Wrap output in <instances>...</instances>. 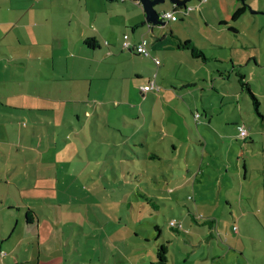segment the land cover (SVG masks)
I'll return each mask as SVG.
<instances>
[{
    "label": "crops",
    "instance_id": "1",
    "mask_svg": "<svg viewBox=\"0 0 264 264\" xmlns=\"http://www.w3.org/2000/svg\"><path fill=\"white\" fill-rule=\"evenodd\" d=\"M111 3L113 1L108 0H0V42H4V48L0 46V52L6 58L5 65L0 62V71H7L6 77L0 76V185L9 189L16 187L20 195L17 194L19 197L16 199L20 201L13 202L10 190L3 188L0 197L4 201L0 202L4 203L7 210L16 212V227L19 224L23 227L36 226L39 247L45 245L49 239L48 236H43L42 230H47L50 234L54 232L55 239L58 233L53 230V225L51 227L52 222L49 219L46 222L38 220L33 200L71 196L70 189L62 186L66 182L65 178L59 179L57 173L54 175L45 173L58 166L60 152L66 151V148L57 150L56 131L47 135V139L51 135L52 145H45V118L48 115H57L63 128L70 126L64 122L70 117V113L79 121L80 115L91 118V112L94 114L98 112L108 92L111 93L110 96H117L115 91L119 89L121 99L123 87L121 82L131 80V76L134 80H145V73L147 81L143 86L153 81L158 91L144 93L140 90V104L132 107L142 115L144 124H147L143 136L135 144L149 152L148 155H142L144 161L148 160L147 165L152 166L157 161L161 163L162 169L158 170L157 175L152 176L155 183L170 185L169 192L160 190V194L148 197L151 204L158 207L163 204L160 199L168 198L172 203L169 209L172 212L176 208L181 211L184 209L186 218L192 223L196 212L205 211L210 205L207 196L201 193L205 199H202L203 203H198L197 195L194 194L195 190L198 193L196 184L202 182L204 176L207 180H212L205 173L207 167L218 174L215 188L212 190L214 199L220 201L222 188H225L230 192V195L224 196L225 205L232 210H238L239 215L256 208L252 204V199L258 198L257 192L249 190L246 185L253 169L246 159L241 162L239 159L233 161L230 157V153L238 154L233 149L237 146L234 142L240 144L239 154L244 153L245 156L252 148L264 150V142L258 144L255 139L264 132V109L261 102V99L264 100V91L258 94L253 88V83L251 84L247 78L250 61L254 62V67L259 66L260 57L249 54L247 61L237 66L239 62L236 63L235 56L239 47L236 44L228 47L225 42V39L239 35L235 29H228L225 32V27L228 26L227 18L232 10L236 11L242 6L238 5L231 9L229 5L225 10L221 7L217 18L214 17L216 20L214 27L217 26L216 23L219 26L218 36L212 39L211 43L208 42V45L214 53L222 51L223 55L220 54L222 57H215L217 55L208 57L205 49H202L195 40L180 35L174 36L181 41H190L208 59L206 62L196 60L188 51L177 47V42L170 33V37L162 35L161 41L155 37L150 47L146 42L150 53V57L146 59L152 63L154 59L160 62L153 71L136 61L139 55L134 50L121 47L119 51L117 47L110 48V44L101 38L102 33L91 28V24L96 23L100 15L105 13L107 4ZM202 3L186 6L190 9L188 12L179 10L192 15L197 9L199 14L205 16ZM136 5L139 6V3ZM172 13L175 14L176 11L173 10ZM90 16L94 18L91 19ZM18 26L16 35H19L20 39L23 37L28 40L27 49L20 47L24 54L22 58L25 62L31 58L33 62L31 64L28 62L20 69L19 75H14L12 64L15 60L10 56L16 54L18 46L10 36L11 27ZM138 26L139 23L132 28L134 38L130 39L128 36V42L133 46L144 39L140 33L135 32ZM69 30L78 32L76 38L79 41H74V38L64 34ZM240 34L247 38L244 33ZM49 35L55 39L54 41L61 38L64 40L59 47L52 45L53 50L48 49L49 51L66 49V52L68 50L62 65L45 64L44 57L41 59L39 53L47 48L43 45V39ZM86 39L96 40L97 47H87L84 44ZM17 42L20 44V41ZM248 43L254 50L251 40ZM240 48L244 50L243 46ZM229 49L230 53L227 54ZM124 51L129 53L123 54ZM76 57L78 61H75ZM238 70L246 73L243 75ZM234 75L239 78L242 76V80L248 84L257 101V111L253 107L249 93L241 88L238 78L236 79L238 87L233 85L235 80L231 79ZM45 83L54 86L51 95H42ZM261 84L264 86V81H261ZM45 98H52L50 103H67L69 106L64 108L63 112L61 110L57 112L56 109H48L42 105L47 101ZM88 102H94L92 110L87 106ZM220 108L228 111L226 120H220ZM195 114H198L197 118L194 117ZM256 116L260 118L259 121L256 120ZM250 122H253L254 129L248 127ZM239 126L247 129L248 135L245 140L238 138ZM47 127L58 129L55 117H52L51 124L47 123ZM207 151L213 152H210L212 155L206 157L205 154H209ZM62 158L64 159V155ZM1 161L4 162L3 165ZM45 183L48 184L47 188L43 185ZM189 191L192 195L188 193ZM182 192L184 195H181ZM253 193L256 194L252 195ZM179 214L182 215L181 212ZM186 218H183L181 224L188 226ZM234 227L231 230L236 233ZM214 230L218 231V226ZM159 232L161 234V231ZM225 234L229 235V232L225 231ZM217 238L221 244L218 233ZM215 244L213 239L207 244L209 251L211 250L209 256L212 264H216L215 261L220 259L225 261L230 253L220 255L222 250L216 248ZM154 261L155 259L150 257L148 262L143 261V264ZM36 264H59V259L52 257L42 260L39 255Z\"/></svg>",
    "mask_w": 264,
    "mask_h": 264
},
{
    "label": "rangeland",
    "instance_id": "2",
    "mask_svg": "<svg viewBox=\"0 0 264 264\" xmlns=\"http://www.w3.org/2000/svg\"><path fill=\"white\" fill-rule=\"evenodd\" d=\"M122 1L116 0L107 4L105 13L100 15L95 24H91L92 29L102 33L101 38L110 44V48L117 47L120 51L123 36L127 35L133 39L132 28L139 23L135 32L140 33L148 47L155 37L161 41L162 35L170 37L171 33L173 36L180 35L195 40L202 49H205L208 57L213 55L222 57L220 54L223 55L222 51L212 52L208 45V42L211 43V40L218 36L219 26L216 23L217 26L214 27L216 21L214 17L217 18L219 15V8L223 7L225 10L229 5L231 9L238 5L245 7V13L237 20L232 21L231 19L235 10H232L227 18L228 26L225 27V32L228 29H235L239 35L227 38L225 42L228 47L233 44L239 47L236 52L237 56H235L236 63L239 62L237 66L247 61L249 54L260 57L259 66L254 67V62L250 61L247 78L251 84L253 83V88L258 94L264 91V86L261 84V81H264V0H244L243 2L241 0H206L208 2L190 0L186 4L187 7L203 2L201 5H203L205 16L199 14L197 9L192 15L184 14L177 9L174 15L177 16L178 21H161L164 25L152 27V32L145 23L142 6L136 5L131 0ZM155 10L162 15L175 9L168 0H165L163 4L155 6ZM90 18L93 19L94 16ZM181 18L182 21H180ZM18 29L19 26L11 27L10 36L18 46L16 54L10 56L12 60H15L12 64L14 75H19L21 68L28 62L30 64L33 62L31 58H28V62L22 58L24 54L20 47L27 49L28 40L23 37L20 39L19 35H16ZM240 33H244L247 38H243ZM64 34L74 38V41H79L76 38L77 31L69 30ZM54 40L50 35L44 38L43 45L47 48L39 54L41 59L44 57L45 64L62 65L68 50L67 52L66 49L49 51L48 49L53 50L52 45L59 47L64 41L62 38L59 41ZM250 40L256 52L249 45ZM17 41H20V44ZM0 46L4 48L3 41L0 42ZM241 46L244 50L240 48ZM128 53L124 51L123 54ZM232 54H234L233 51ZM5 60L4 54L0 52L2 65H5ZM75 61H78V57ZM136 61L153 71L160 64L159 62L156 65L155 62L152 63L140 55L137 56ZM238 72L243 75L246 73L242 70ZM146 74L145 80H134L131 76V80L122 81L121 99L119 89L115 91L117 96H110L111 93L108 92L105 102H102L96 112L102 115L100 117L91 112V118H84L80 115L79 121L70 113V117L64 120L65 125L69 123L70 126L63 128L57 115L47 117L45 115V145H52L51 135L48 139L47 135L56 131L58 132L55 145L57 150L66 148V151L60 152L58 166H54L52 170L45 171V173L51 175L57 173L59 179L65 178L66 182L62 186L70 189L71 196L61 199L33 200L38 220L46 222L49 219L52 222L51 227L54 226L53 230L58 233L55 239L54 232L50 234L47 230L41 231L43 236L49 237L45 243L47 247L37 245L35 225L34 227H23L19 224L16 227V212L7 210L4 203L0 202V264H36L39 255L42 260L58 258L59 264H143V261L148 262L150 257L155 259V251L160 244H166L168 248L167 264H212L209 256L211 250L209 251L207 247L211 239L216 242L214 246L222 250L220 255L230 252L225 261L220 259L215 261L216 264H264L263 149H249V153L245 156L244 153L239 154L240 144L232 141L237 144L233 149L238 154L230 153V157L233 161L239 159L242 162L246 159L249 163L253 171H250L251 178L246 185L249 190L257 192L258 196L256 200L252 199V204L256 208L247 210L244 215H239L238 210H232L225 205L224 196L230 195L225 188H222L223 194L220 201L214 199L212 190L215 188L218 174L216 175L212 169L208 170L207 167L205 173L212 180H207L204 176L203 181L196 184L199 195L196 190L194 194L197 195L198 203H203L202 199H205L200 195L201 193L207 196L210 205L205 211L196 212V222L188 221L184 209L181 211L176 208L172 212L169 209L172 203L168 198L160 199L163 204L158 207L153 206L148 200V197L160 194V190L167 192L170 185L155 183L152 176L157 175L158 170L162 169L161 163L157 161L152 166L147 165L148 160L144 161L142 155H148L149 152L135 144L147 128L142 115L132 109L133 106L140 104V90L146 84ZM6 75L7 71H0L1 77H6ZM237 78L239 79V76L234 75L231 80H235L233 85L238 87ZM52 88L54 86L45 83L42 95H51ZM249 98L253 102L252 98ZM45 99L47 101L42 105L48 109H56L57 112H60L59 110L63 112V109L69 106L67 103H50L52 98ZM261 102L264 109V100L261 99ZM92 103L94 102L87 103L91 110L94 106ZM196 115L195 118H197ZM227 115L228 111L220 108V120H226ZM52 117L56 118L57 130L47 127V123L51 124ZM259 119L256 116V120L259 121ZM29 123H31L30 120ZM248 127L254 129L253 122H250ZM255 139L258 144L261 141L264 142V132ZM210 152L207 151L206 153L209 154L205 156L212 155L213 152ZM1 164L3 165L4 162L1 161ZM43 185L47 188L48 184ZM0 188V194L3 193V188L8 189L12 194L13 202L20 201L16 200L20 196L16 187L9 189L0 185ZM259 191L262 192L258 193ZM188 193L192 195L190 191ZM181 195H184V192ZM2 200L0 197V201ZM180 212L182 215L179 214ZM183 218H186L188 226L181 224ZM170 219L182 225L180 232L169 228ZM155 225L158 226V231L154 228ZM216 226H218V231L214 230ZM233 226L237 228L236 233L231 230ZM225 231H228L229 235L225 234ZM217 233L221 237L222 245L218 241ZM229 236L233 240H230ZM45 249L48 250L45 251Z\"/></svg>",
    "mask_w": 264,
    "mask_h": 264
},
{
    "label": "trees",
    "instance_id": "3",
    "mask_svg": "<svg viewBox=\"0 0 264 264\" xmlns=\"http://www.w3.org/2000/svg\"><path fill=\"white\" fill-rule=\"evenodd\" d=\"M245 6V5H243ZM175 8V11L176 9H179V8ZM184 12H185V9H183ZM245 12V7H241L239 9H237L234 14L232 15V20H237L239 17L242 16V14ZM167 13V12H165ZM168 13H172V12H168ZM174 15V13H172ZM170 21V20H169ZM176 21H177V17H176ZM174 21V22H176ZM176 42H177V47L180 48L181 50H186L190 53V55L192 56V58L196 59V60H200V61H203V62H206L208 61V59L206 58V56L204 55V53L199 50L198 48H196L190 41L186 40V41H181L179 39H177L176 37L174 36H171ZM84 44L89 47V48H95L97 47V42L96 40L94 39H86L84 41ZM138 55V54H137ZM239 83H240V86L243 90H245L247 93H249L250 97L252 98L253 100V107L255 109V111H257V101L255 99V97L252 95V93L250 92V88L248 86L247 83H245L243 80H242V76L239 78ZM201 217H199L200 219ZM196 216H194V221L196 222ZM174 221V220H173ZM171 222V221H170ZM177 225H180V227H176V228H173V227H170L172 230L176 231V232H180L181 229H182V225L179 224L178 222H176ZM157 231H158V227L155 226L154 227ZM160 231V230H159ZM159 235H160V232H159ZM167 254H168V248L166 246V244H160L156 251H155V261L154 262H150V263H145V264H167L168 262V259H167Z\"/></svg>",
    "mask_w": 264,
    "mask_h": 264
},
{
    "label": "built area",
    "instance_id": "4",
    "mask_svg": "<svg viewBox=\"0 0 264 264\" xmlns=\"http://www.w3.org/2000/svg\"><path fill=\"white\" fill-rule=\"evenodd\" d=\"M185 11L188 12L190 11L189 8H185ZM160 20L162 21H176V16L173 15L172 13H163L162 15H160ZM123 42H122V48L123 49H128V50H134L136 54L143 56V57H150V53L147 50L146 47V42L143 41L142 39L139 41L138 44H136L135 46L131 45L128 42V36L124 35L123 36ZM155 64L158 65L159 61L158 60H154ZM149 91H158V87L154 84L153 81L149 82L146 86H144L142 88V92L147 93ZM196 117H198V114L196 115ZM247 136V130L245 129L244 126H239L238 127V138L240 140H245ZM169 226L176 228V227H180V225H177V223L175 221H171L169 222ZM234 231H237V228L234 227L233 228Z\"/></svg>",
    "mask_w": 264,
    "mask_h": 264
},
{
    "label": "water",
    "instance_id": "5",
    "mask_svg": "<svg viewBox=\"0 0 264 264\" xmlns=\"http://www.w3.org/2000/svg\"><path fill=\"white\" fill-rule=\"evenodd\" d=\"M110 2L114 0H108ZM132 2L139 3L142 6L144 15H145V23L151 27L149 28L150 31H152V27L154 26H162L164 23H162L160 20V15L155 10V6L159 4H163L165 0H131ZM173 6L179 9H185L186 4L190 0H168ZM244 0H241L243 2Z\"/></svg>",
    "mask_w": 264,
    "mask_h": 264
},
{
    "label": "clouds",
    "instance_id": "6",
    "mask_svg": "<svg viewBox=\"0 0 264 264\" xmlns=\"http://www.w3.org/2000/svg\"><path fill=\"white\" fill-rule=\"evenodd\" d=\"M151 28V27H150Z\"/></svg>",
    "mask_w": 264,
    "mask_h": 264
}]
</instances>
